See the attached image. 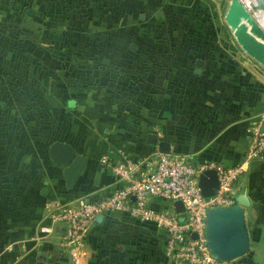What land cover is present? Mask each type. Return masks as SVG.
Listing matches in <instances>:
<instances>
[{"label":"crops","instance_id":"crops-1","mask_svg":"<svg viewBox=\"0 0 264 264\" xmlns=\"http://www.w3.org/2000/svg\"><path fill=\"white\" fill-rule=\"evenodd\" d=\"M50 3L45 13L55 16L57 26L68 9L58 7L62 0ZM113 3L111 13L100 12L102 17L95 16L93 24L85 21L88 28L82 30V38L74 34L72 19L56 28L62 38L56 45L67 51L75 45L103 47L98 61L117 73L98 75L95 86L89 77L86 82H72L58 73L54 60L50 87L0 86V95L7 96L5 102L0 100V264H174L164 254L165 233L119 213L94 219L84 237L83 253L72 260L58 250L60 226L46 235L40 231L49 222L44 202H74L110 192L117 179L99 163L100 154L115 160L124 154L150 153L157 146L146 142L147 132L165 140L170 153L241 162L248 141L246 126L264 112V72L236 54L230 39L219 38L221 22L212 0ZM89 7L88 17L96 14ZM43 12L42 8L36 12L39 27ZM105 17L108 20L101 24L99 18ZM95 31L101 32L100 38ZM37 76L42 80L43 75ZM11 91L30 93L35 104L11 103ZM42 95L50 96L48 110ZM70 98L71 106L66 103ZM43 114L49 115L44 123ZM53 138L65 140L85 156L71 187L65 186L61 167L47 155ZM255 173L262 177L260 186L233 188L235 196L240 190L248 195L241 207L248 235L244 253H249L233 264H264L255 249L264 237V225L254 231L250 227L254 212L252 220L264 224V161L247 162L240 178ZM151 205L160 203L153 199Z\"/></svg>","mask_w":264,"mask_h":264},{"label":"built area","instance_id":"built-area-1","mask_svg":"<svg viewBox=\"0 0 264 264\" xmlns=\"http://www.w3.org/2000/svg\"><path fill=\"white\" fill-rule=\"evenodd\" d=\"M246 132L248 141L243 160L234 164L213 159L195 160L158 149L147 154H124L115 160L102 153L98 161L116 177V187L98 198H81L74 202L47 199L44 210L49 222L40 231L46 235L56 225L60 226L56 234L58 250L74 260L83 253L84 237L94 217L119 213L127 219L163 228L168 235L164 254L174 264H226L207 249L204 215L207 207L232 205L235 202L233 188L246 163L264 161V112L251 118ZM205 169H213L217 180L214 192L207 196L198 186V175ZM153 199L160 206L151 205ZM174 199L180 200L181 211L174 209ZM192 232L195 237L191 236Z\"/></svg>","mask_w":264,"mask_h":264},{"label":"rangeland","instance_id":"rangeland-1","mask_svg":"<svg viewBox=\"0 0 264 264\" xmlns=\"http://www.w3.org/2000/svg\"><path fill=\"white\" fill-rule=\"evenodd\" d=\"M51 1L55 2V0H0V86L3 84L5 86L8 85L13 90H17L21 87H50L51 79L49 78V74L45 75V72L50 71L51 66H54L55 64L53 54H57L59 56L68 55L73 57V59H69L71 63H67L68 66L71 67L72 65H76L78 66L76 67L77 69L80 68V70H73L75 72L74 76H72L73 79L89 77V79H92L93 82L96 81L97 83L98 75H104L106 72L107 74H111L108 76H112V74L119 71L113 67L107 68L98 61V56L102 53L104 49L103 47L96 46L95 44H88L86 47L75 45L73 49H68L67 51L64 50L63 46L59 44V46L56 45V41L62 40L60 36L61 31L58 30V32H56V28H64L66 24L68 25L69 20L72 19V28L75 31L74 34L77 37L82 38V30L84 28H88L85 24V21H91L93 24L96 22L95 16H101L100 12H105V14H108L110 9L113 7V0H62V3L58 4V7L62 8L63 10L67 8L68 15L61 13L57 26L55 24V16L52 13H45L46 8L44 7H49L51 5ZM212 1L215 4L214 7L217 9V16L221 22V27L218 32L219 38H225L227 40L230 39V48L236 54L242 56L244 59H249L250 63H253L262 72H264V66L253 59V55L247 52L243 44L242 47L240 46V44L232 36L230 29L225 24L223 14L226 6L231 0ZM238 2L242 10H245L253 16L256 15V12L250 2L246 0H238ZM88 6H90V10L93 8L94 14L96 13L95 15H90V17H88L86 14L88 11ZM39 8L44 10V12L41 14L42 26L40 27L38 25L40 22V15L36 13ZM213 9L214 8H211V10ZM99 19L101 20V24H103L102 22L108 20L106 17ZM222 24L225 27H223ZM64 30L65 29H63V31ZM64 33L65 31L63 34ZM93 33L100 38V31H95ZM94 35H92V39L95 40L97 37ZM235 37L239 39L238 36L235 35ZM90 58L91 61L89 60ZM63 65L65 66L66 63H63ZM58 73L61 74V71ZM38 74L43 75L42 80L39 78L34 80ZM72 78L69 77V80H73ZM39 81H41L40 85L37 83ZM96 83L94 82L95 85ZM9 97L11 103L22 104L23 107L26 104H35L34 97L30 93L18 94L17 91H11ZM5 98H7V96H3L2 94L0 95V100L5 102ZM49 99L50 96L48 95L41 96V102L47 110L50 103ZM42 120L43 123L44 121L47 122L49 120V115L43 114ZM49 137L50 135H48V138ZM253 170H257V167H255ZM257 174L258 173H255L254 175L244 174L245 176L243 175L235 184V186H260L262 177ZM254 188L258 189V187ZM237 193L241 198L239 200L245 199L247 201L248 195L245 193V191L242 192L240 190V192L237 191ZM252 198L254 202L257 201V197H255L254 194ZM239 205H242V203ZM254 214L253 217H251L250 222V227L253 231L259 226L264 225L260 224L261 222H254L252 220L254 219ZM255 249L256 258L263 261L264 237H262L261 240L256 244ZM248 255L249 253H244L240 257L233 259L232 262L228 261L226 264L241 262V260Z\"/></svg>","mask_w":264,"mask_h":264},{"label":"water","instance_id":"water-1","mask_svg":"<svg viewBox=\"0 0 264 264\" xmlns=\"http://www.w3.org/2000/svg\"><path fill=\"white\" fill-rule=\"evenodd\" d=\"M250 1L257 15L264 18V0ZM230 11L229 3L223 14L225 24L228 28V24L231 23ZM231 34L242 47V42L235 37L232 31ZM246 35L248 37L247 42H250L252 45L259 44L255 40L256 38H250L247 33ZM254 60L257 61V59ZM197 63L199 64L201 62L197 61ZM69 103H71V101ZM145 140L146 142L155 143L159 151L169 152L168 143L163 139H157L154 133L147 132ZM47 155L53 164L61 167L65 186L71 187L77 176L80 174L81 169L84 167L85 156L82 153L77 152L68 142L58 138H55L48 143ZM198 186L200 187L201 193L205 196L214 192V189L217 186V180L213 169H205L199 173ZM239 199L241 198L239 197V194H237L235 196V202L232 205L212 206L205 209L204 235L207 249L212 256L223 261H229L241 255L248 248L247 230L243 221L242 207L239 205L240 203L247 204V201L245 199ZM173 205L176 211L182 210V204L179 199H174ZM99 216L100 215L95 216L94 219ZM158 232L160 234L165 233L163 228H159ZM191 236L195 237V233L192 232ZM166 238H168L167 234Z\"/></svg>","mask_w":264,"mask_h":264},{"label":"bare ground","instance_id":"bare-ground-1","mask_svg":"<svg viewBox=\"0 0 264 264\" xmlns=\"http://www.w3.org/2000/svg\"><path fill=\"white\" fill-rule=\"evenodd\" d=\"M246 1L251 3L250 0ZM229 3L231 10L230 30L234 35L239 37L247 52L253 55L254 59H257L264 66V18L257 15V13L253 16L242 10L238 0H231ZM246 33L249 34L250 38H256L255 40L259 44L252 45L250 42H247L248 37Z\"/></svg>","mask_w":264,"mask_h":264},{"label":"trees","instance_id":"trees-1","mask_svg":"<svg viewBox=\"0 0 264 264\" xmlns=\"http://www.w3.org/2000/svg\"><path fill=\"white\" fill-rule=\"evenodd\" d=\"M54 56V59L57 61V66H58V70L59 71H61V74L63 75V76H65V77H67V78H69V77H71L72 78V76H74V74H75V72L73 71L74 69L75 70H80V68L79 69H77L76 67H78V66H74V65H72L71 67H69L68 66V64L67 63H71L70 62V60H63L62 58H59L58 56L59 55H57V54H53ZM63 63H66V65L64 66L63 65ZM56 66V67H57ZM53 67H55V66H51V69H54ZM81 69H83V68H81ZM87 72V71H86ZM50 74L49 73V71H46L45 72V74ZM46 74V75H47ZM36 78H38V76L36 75ZM73 79V78H72ZM70 81H72V82H78V81H81V83L82 82H86V78H80V79H76V78H74L73 80H70ZM92 81V80H91ZM5 82H7V81H5ZM91 83V82H90ZM92 83H94L93 81H92ZM91 83V84H92ZM93 85V84H92ZM82 86V85H81ZM94 86H95V84H94ZM73 99V98H72ZM71 98L69 99V100H67V104H69V106H71V103H69L71 100H72ZM53 139H55V138H53ZM52 139V140H53ZM51 141V140H50Z\"/></svg>","mask_w":264,"mask_h":264}]
</instances>
